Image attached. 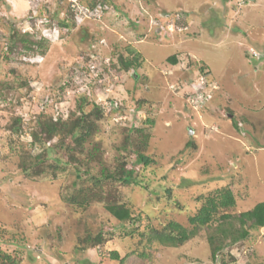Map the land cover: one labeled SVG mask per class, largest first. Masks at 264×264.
Returning a JSON list of instances; mask_svg holds the SVG:
<instances>
[{"label": "rangeland", "instance_id": "374dc122", "mask_svg": "<svg viewBox=\"0 0 264 264\" xmlns=\"http://www.w3.org/2000/svg\"><path fill=\"white\" fill-rule=\"evenodd\" d=\"M134 54L139 65L124 69L119 56ZM81 95L85 111L104 107L81 147L68 136L32 143L38 120L75 118ZM145 134L148 165L136 161ZM122 162L138 183L100 176ZM224 186L236 200L228 212L264 200V0H0V255L9 264H221L213 229L178 246L147 233L169 222L192 229L203 198ZM86 193L84 205L68 201ZM111 202L140 219L116 220ZM227 249L225 264H264V228Z\"/></svg>", "mask_w": 264, "mask_h": 264}, {"label": "trees", "instance_id": "16d2710c", "mask_svg": "<svg viewBox=\"0 0 264 264\" xmlns=\"http://www.w3.org/2000/svg\"><path fill=\"white\" fill-rule=\"evenodd\" d=\"M60 24L62 26L68 25L65 20H61ZM17 39L21 42H27V39L22 37ZM37 44H39V42H37ZM26 47L29 48L27 45ZM128 51L133 53L131 49ZM42 53H44V51H41V54ZM168 59L172 64L177 62L175 56H170ZM119 61L124 69L139 65L137 54H134L131 58H123L122 56H119ZM86 103V96L81 95L77 98L76 109L78 115L73 119L69 116V118L62 120L61 116H59L55 120H38V130L31 132L32 143H35L40 139L47 141L55 136H60V138L68 136L71 138V141L75 146L81 147L83 142L91 136L95 129H97L95 122L100 118L101 114H103L102 108L94 104H92V108L90 110L85 111L84 105ZM130 129L136 130V128L131 126ZM137 131L142 132L141 129H138ZM144 137L147 138L148 135H143L140 140L137 141L136 161L142 163L143 165H148L151 162L150 157L141 152L145 145V139H143ZM126 140H128V138H126ZM59 142L62 143V139H60ZM186 145H193V143L192 141H188ZM40 160L41 159L38 158V161ZM125 166V163H120L119 168L113 173L104 172L103 169L100 176L118 180L124 184H130L132 182L138 183L133 176V170L127 169ZM23 169L27 170V167L23 166ZM76 172L79 176L80 170L78 168H76ZM37 173L38 172H36V174ZM100 176L94 177L93 179L98 182L100 181ZM96 182H94V184H97ZM75 197L76 196L72 197V199H69L68 201L81 206L86 204L89 200L87 193L78 196L80 198L75 199ZM203 199L204 201L199 207L197 213L189 217L190 222L194 225L192 229L187 230L176 222H169L167 226L162 229L154 227L150 228L147 233L148 240L158 241L164 245L178 246L194 236L196 231L200 228L206 227L210 230L213 229L212 232H209L207 237L211 258L213 260L219 258L221 259V264H225L222 256L225 248H232L237 244V242L249 238L252 231H256L260 227L264 226V200L258 201L252 205L251 208L236 213L227 211V209L234 207L236 204L234 194L227 186L215 189L212 194L206 195ZM105 209L116 220L122 223H134L140 219L138 215L134 216L130 207L124 203H107L105 204ZM101 239L102 238L99 233L98 236L94 237V245L100 243ZM112 257L119 259L120 263L124 261V258H119L117 252H113ZM231 258L233 259L232 256ZM10 262H12V258L9 255H0V264H9ZM253 264H262V262H255Z\"/></svg>", "mask_w": 264, "mask_h": 264}, {"label": "built area", "instance_id": "2783aa9c", "mask_svg": "<svg viewBox=\"0 0 264 264\" xmlns=\"http://www.w3.org/2000/svg\"><path fill=\"white\" fill-rule=\"evenodd\" d=\"M198 89H199L198 87H195L194 91H193L192 93L189 94V96L192 98L191 100H193V101H195V102H196V100L199 99L198 91H196V90H198ZM111 107H112V106L109 105V107H107L108 110H110ZM102 108H104V107L102 106ZM232 248H233V247H232Z\"/></svg>", "mask_w": 264, "mask_h": 264}, {"label": "crops", "instance_id": "0c3cea01", "mask_svg": "<svg viewBox=\"0 0 264 264\" xmlns=\"http://www.w3.org/2000/svg\"><path fill=\"white\" fill-rule=\"evenodd\" d=\"M264 228V226L260 227L258 230L261 232V229Z\"/></svg>", "mask_w": 264, "mask_h": 264}, {"label": "water", "instance_id": "95a60500", "mask_svg": "<svg viewBox=\"0 0 264 264\" xmlns=\"http://www.w3.org/2000/svg\"><path fill=\"white\" fill-rule=\"evenodd\" d=\"M190 133H191V130H190Z\"/></svg>", "mask_w": 264, "mask_h": 264}]
</instances>
